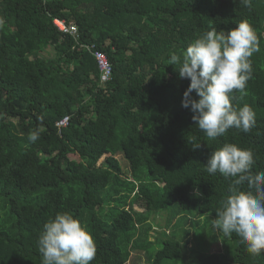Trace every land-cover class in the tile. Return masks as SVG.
Here are the masks:
<instances>
[{
    "label": "trees",
    "instance_id": "obj_1",
    "mask_svg": "<svg viewBox=\"0 0 264 264\" xmlns=\"http://www.w3.org/2000/svg\"><path fill=\"white\" fill-rule=\"evenodd\" d=\"M55 19L77 34L62 33ZM242 21L260 51L250 57L248 94L236 92L233 105H249L256 124L211 140L182 107L190 80L168 60L199 35L227 34ZM95 51L112 65L105 83ZM225 143L250 149L253 173L264 171V0L251 8L239 0H0V264H41L43 225L65 212L92 234L91 264H129L133 251L146 259L133 264L178 259L191 239L185 244L174 231L151 252L159 240H150L151 218L168 210L175 228L189 212L216 218L231 180L209 175L205 163ZM231 238L233 249L199 252L188 264H264V254Z\"/></svg>",
    "mask_w": 264,
    "mask_h": 264
},
{
    "label": "clouds",
    "instance_id": "obj_2",
    "mask_svg": "<svg viewBox=\"0 0 264 264\" xmlns=\"http://www.w3.org/2000/svg\"><path fill=\"white\" fill-rule=\"evenodd\" d=\"M251 8L252 0H239ZM56 26V25H55ZM260 51L259 40L246 21L227 31L215 28L196 37L186 50L172 52L168 65H180L181 79L190 85L183 94L182 107L190 108L192 119L208 139L225 135L229 129L248 133L256 124V114L245 104L233 105L235 93L246 96L247 82L252 78L250 57ZM195 91L196 97L192 96ZM38 131L29 133L35 142ZM193 149L199 148L193 140ZM254 154L233 143H225L209 155L205 163L209 175L221 174L230 179L229 195L220 201L212 228L227 238L235 233L253 256L264 254V171L253 173ZM247 184V190L243 185ZM196 196H202L198 188ZM41 264H91L96 257L92 234L78 219L68 213H57L41 230L38 241Z\"/></svg>",
    "mask_w": 264,
    "mask_h": 264
},
{
    "label": "rangeland",
    "instance_id": "obj_3",
    "mask_svg": "<svg viewBox=\"0 0 264 264\" xmlns=\"http://www.w3.org/2000/svg\"><path fill=\"white\" fill-rule=\"evenodd\" d=\"M52 49V48H51ZM53 50V49H52ZM54 52H50V56H53ZM73 158L78 159L77 155H71ZM106 157L103 156L100 159V162L104 160ZM124 168L126 167L125 172L130 173L127 165L123 162L122 156H118ZM125 161V160H124ZM136 209H140V207H136ZM171 212L168 210H160L155 212L151 218V223H153L154 227L150 232V240L158 242L154 244L152 248H149L151 252H156L162 244V241L165 239L173 238L171 235L172 232L176 231L177 236L176 238L182 240L183 243L186 244V240H189V244L183 246V253L181 257L178 259H169L166 261L165 264H188L189 260L197 253H209V252H216V251H223L233 249L234 241L232 238H227L223 234L218 233L212 228L211 220L213 219L212 215H205L201 217L195 212H189L185 214L186 217H183L185 222L181 223L177 228L173 227L172 224H169L167 215ZM156 215H159L155 217ZM182 215V214H181ZM170 216V215H169ZM199 217L201 220H199ZM189 219V220H187ZM177 219H173L172 222L174 224L177 222ZM170 227V228H167ZM192 228L190 232L191 235L186 236L185 230ZM175 234V233H174ZM194 234V235H193ZM137 257H141L144 262H146L145 255L140 251H133L130 259L129 264H133L134 262L138 261Z\"/></svg>",
    "mask_w": 264,
    "mask_h": 264
},
{
    "label": "built area",
    "instance_id": "obj_4",
    "mask_svg": "<svg viewBox=\"0 0 264 264\" xmlns=\"http://www.w3.org/2000/svg\"><path fill=\"white\" fill-rule=\"evenodd\" d=\"M54 24L62 33L72 34V35L77 34V27L74 24H68L66 21L60 19H55ZM94 55L97 59L101 82L105 83L108 80H110L112 77V65L105 52L95 51ZM68 123H69V118L65 117L58 122L57 126L61 129L67 126Z\"/></svg>",
    "mask_w": 264,
    "mask_h": 264
}]
</instances>
